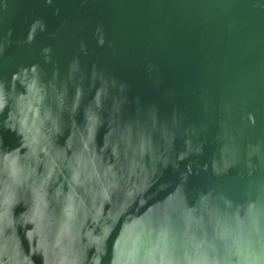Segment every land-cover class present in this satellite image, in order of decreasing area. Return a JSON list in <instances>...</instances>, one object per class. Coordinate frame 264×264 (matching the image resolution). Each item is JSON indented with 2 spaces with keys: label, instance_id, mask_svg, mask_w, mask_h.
Here are the masks:
<instances>
[{
  "label": "water",
  "instance_id": "95a60500",
  "mask_svg": "<svg viewBox=\"0 0 264 264\" xmlns=\"http://www.w3.org/2000/svg\"><path fill=\"white\" fill-rule=\"evenodd\" d=\"M0 264H264V0H0Z\"/></svg>",
  "mask_w": 264,
  "mask_h": 264
}]
</instances>
